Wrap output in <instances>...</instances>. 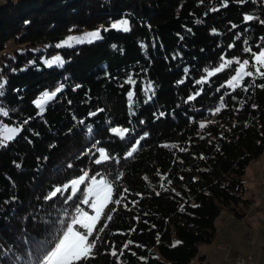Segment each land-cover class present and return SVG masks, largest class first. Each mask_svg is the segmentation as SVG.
<instances>
[{
    "label": "trees",
    "instance_id": "obj_1",
    "mask_svg": "<svg viewBox=\"0 0 264 264\" xmlns=\"http://www.w3.org/2000/svg\"><path fill=\"white\" fill-rule=\"evenodd\" d=\"M223 5L0 4V109L8 112L0 124L20 128L0 147V264L43 262L84 206L83 190L73 195L70 182L85 172L112 182L114 199L124 197L98 225L107 222L87 264H195L225 208L243 217L251 202L244 175L264 153V77H245L233 90L236 64L207 73L227 60L251 61L246 48L264 49V0ZM123 19L130 31L111 28ZM96 30L101 39L57 47ZM57 56L64 63L48 66ZM61 86L40 114L33 102ZM112 128L128 131L121 138ZM101 148L109 159L96 164Z\"/></svg>",
    "mask_w": 264,
    "mask_h": 264
},
{
    "label": "snow or ice",
    "instance_id": "obj_2",
    "mask_svg": "<svg viewBox=\"0 0 264 264\" xmlns=\"http://www.w3.org/2000/svg\"><path fill=\"white\" fill-rule=\"evenodd\" d=\"M223 6H227V0H224ZM244 19L246 21H251L253 20V17L249 15L245 16ZM111 28L121 30L123 32L130 31L129 22L126 19L112 23ZM104 30L107 31L108 29L105 28ZM101 38L100 30H96L85 33L81 37L69 36L63 41V44H58L57 47H71L73 42L76 44L85 42L91 43ZM244 51L251 54V61L248 59H244L242 61L239 59H236L235 61L227 60L224 63H221L219 67L215 68L213 71H209L207 75L213 76L225 69L227 65L236 64L237 67L235 68V75L231 76V78L228 80V85L232 87L233 90H235L237 87H241V82L245 77H264V49L258 53L252 52L250 48H246ZM46 63L48 66H52L53 64L62 65L64 61L59 56H57L53 60L47 61ZM202 82L203 81H198L197 83ZM3 87L4 85L0 84V89ZM62 87L63 86L58 87L53 92L43 93L40 98L33 102L40 110V114L43 113L45 105L51 101L58 92L61 91ZM261 87H264V85H261ZM246 90L247 89H245V91ZM132 95L133 94L129 92L130 105ZM194 98V96L189 97V99ZM221 107H223V104ZM220 110V108H217L216 112H219ZM0 113H3L5 116L8 115V112L3 109H0ZM205 126L206 125L204 123L200 124L201 128H204ZM18 131L19 129L15 128H4L3 130H0V147L6 146V141L14 139V136ZM111 131L123 138L128 130L112 128ZM135 151L136 148L134 147L130 152H128V156L131 157ZM99 152L100 158L95 161L96 164H100L102 161L109 159V156L106 154L104 149H99ZM86 179L90 180V184L84 190L83 200L81 203L87 205L92 210V214L79 206L76 207V215L72 216L70 222H68L66 225H62V230L58 235V239H56L53 246L43 257V264H87L90 259L94 258L95 249L97 248L98 242L101 240L100 233L104 232L105 228H107V222H105L102 227H98V225L100 224L101 220L111 221V212L115 209H110L109 206L120 205L122 199H124L123 196H121L119 199L113 198L114 185L108 179L101 176V178L97 180L96 176L88 177L87 172L80 176L79 179H75L71 182L73 195L78 191L77 186L84 184ZM59 192H61V189L57 188L50 194V196L46 197V199H52ZM71 198L72 197H68V199ZM106 210H108L107 214ZM111 255L116 256L117 252L113 250Z\"/></svg>",
    "mask_w": 264,
    "mask_h": 264
},
{
    "label": "rangeland",
    "instance_id": "obj_3",
    "mask_svg": "<svg viewBox=\"0 0 264 264\" xmlns=\"http://www.w3.org/2000/svg\"><path fill=\"white\" fill-rule=\"evenodd\" d=\"M4 1L0 0V4ZM4 128H15L20 131V128L13 125L0 124V130ZM96 178L99 180L101 176ZM244 181L246 186L244 198L250 199L251 202L243 206V217H237L230 209L225 208L216 220V232L212 241L199 246V255H204V259L196 258L195 264H235L237 257L248 254L253 255L254 259L246 264H264V153L251 162L244 175ZM89 184L90 180L86 179L84 184L77 186L78 191L83 190L84 193ZM81 208L92 214L87 205ZM221 243L226 244V250H217Z\"/></svg>",
    "mask_w": 264,
    "mask_h": 264
},
{
    "label": "bare ground",
    "instance_id": "obj_4",
    "mask_svg": "<svg viewBox=\"0 0 264 264\" xmlns=\"http://www.w3.org/2000/svg\"><path fill=\"white\" fill-rule=\"evenodd\" d=\"M221 244L218 245L217 249L218 250H225V248L221 247ZM253 258H254L253 255L248 254V255H246V260L245 261H238V259L236 258L235 259V264H246V263L252 261Z\"/></svg>",
    "mask_w": 264,
    "mask_h": 264
},
{
    "label": "built area",
    "instance_id": "obj_5",
    "mask_svg": "<svg viewBox=\"0 0 264 264\" xmlns=\"http://www.w3.org/2000/svg\"><path fill=\"white\" fill-rule=\"evenodd\" d=\"M221 247L225 248V250L227 249V246H226L225 243H222ZM237 259H238V261H245L246 260V256H239V257H237Z\"/></svg>",
    "mask_w": 264,
    "mask_h": 264
},
{
    "label": "crops",
    "instance_id": "obj_6",
    "mask_svg": "<svg viewBox=\"0 0 264 264\" xmlns=\"http://www.w3.org/2000/svg\"><path fill=\"white\" fill-rule=\"evenodd\" d=\"M218 250V249H217ZM254 259V258H253Z\"/></svg>",
    "mask_w": 264,
    "mask_h": 264
}]
</instances>
